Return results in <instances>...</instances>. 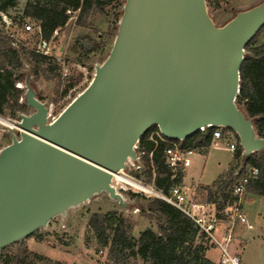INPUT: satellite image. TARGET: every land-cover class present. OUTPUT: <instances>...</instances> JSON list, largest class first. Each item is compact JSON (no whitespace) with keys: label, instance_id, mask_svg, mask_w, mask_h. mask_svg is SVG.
I'll use <instances>...</instances> for the list:
<instances>
[{"label":"water","instance_id":"obj_1","mask_svg":"<svg viewBox=\"0 0 264 264\" xmlns=\"http://www.w3.org/2000/svg\"><path fill=\"white\" fill-rule=\"evenodd\" d=\"M262 27L264 0L222 26L206 0H125L108 57L53 121L27 81L34 111L0 149V252L102 192L126 206L113 174L136 160L153 126L179 141L228 128L245 156L264 151L236 102L245 46Z\"/></svg>","mask_w":264,"mask_h":264},{"label":"rangeland","instance_id":"obj_2","mask_svg":"<svg viewBox=\"0 0 264 264\" xmlns=\"http://www.w3.org/2000/svg\"><path fill=\"white\" fill-rule=\"evenodd\" d=\"M27 0H16L15 5L10 8V15L16 17L18 22L11 30L21 40H31L30 45L35 44L33 31L24 32L23 25L27 22L35 23L30 19H24L21 26L23 8ZM124 0H117L109 6L104 13H93L86 19L85 25L77 24L76 19L69 21L64 28L58 31L55 39V47L48 62L35 65L32 60L25 58V65L22 73L27 81H31L36 90L37 98L47 105L55 106V115H59L72 100L62 101L61 89L63 85L73 83L79 85L83 82L85 72L89 82L81 85L72 94V98L78 96L85 90L92 81L97 65H101L108 57L115 36L116 24L119 25L120 12L123 11L121 4ZM208 11L218 26L224 25L234 15L242 10L251 8L259 4L262 0H206ZM20 20V21H19ZM119 20V21H118ZM256 43L264 42V29L257 35ZM94 43H99V51L90 50ZM64 59L69 66V76L63 82L61 60ZM83 68V70L81 69ZM24 81V82H27ZM25 91V90H24ZM26 93H24L25 97ZM34 109L28 105L25 114H31ZM20 114L16 117L10 116L6 111L1 119L8 120L17 125ZM232 131L231 129H228ZM11 132L19 136V131L5 123H0V147H5L11 142ZM233 140L237 143V137L232 131ZM225 142V141H224ZM223 143V141H220ZM1 148V149H2ZM137 156L138 152H137ZM232 152L224 148H213L206 156L203 151H196L185 159L186 179L184 189L183 182L179 187L184 196V206L192 211L193 204H203L205 218L212 221L216 218L221 225V232L226 231L229 226L228 216L224 211L217 212L216 205L209 201L208 191L198 182L212 184L218 176L229 166L236 165ZM240 162V167H242ZM139 166V168H138ZM228 168V169H229ZM245 168H248L246 166ZM147 169L142 156L136 160L129 159L127 167L123 170L124 175L134 178L146 185L154 186L145 170ZM227 172V171H226ZM126 206L121 205L117 199L111 198L108 193L102 192L94 195L90 200L79 204L76 207L67 209L64 215H57L52 218L46 227H42L31 235L21 239L17 244L5 249V253L11 256L19 254L21 250L27 248L29 253L26 264H144L138 256L130 255L129 251L123 254L113 253L110 247H102L96 232L89 226V221L94 214L104 215L109 212H116L122 216L126 223L131 226V234L138 239L141 232L152 228L158 230L157 220L147 211L140 209L146 207L147 202L152 197H147L142 193L131 190L122 193ZM188 201V204H187ZM243 204L240 208L249 220L254 224V228L249 230L239 222L235 223L233 234L237 238L229 246L231 253L239 256L240 264H264V199L245 194ZM207 253L210 256L214 249V259L220 257V250L213 244L212 240L204 238Z\"/></svg>","mask_w":264,"mask_h":264},{"label":"trees","instance_id":"obj_3","mask_svg":"<svg viewBox=\"0 0 264 264\" xmlns=\"http://www.w3.org/2000/svg\"><path fill=\"white\" fill-rule=\"evenodd\" d=\"M15 2L16 0H0V11L10 15V8ZM114 2L117 0H27L23 8L21 26L25 23L24 19H30L41 29V36L50 40L56 31L61 30L68 23L70 17L68 10H79L76 22L85 25L89 16L96 12L104 13ZM124 3L125 0L121 5L124 6ZM122 13L123 11L120 12L119 19ZM11 17L16 24L18 19ZM263 29L264 27L245 46V56L240 69V92L236 100L238 107L253 120L256 134L262 138H264V43H256L255 38ZM117 30L118 24L115 26V31ZM113 36L116 37V33ZM32 38L37 41L39 34H33ZM29 39L21 40L17 46H13V39L0 32V115L2 116L9 111L10 116L16 117L19 113H24L28 107L26 101L20 102L25 91L16 87L17 82L27 81L21 72L25 58L32 60L35 65L48 62L51 58L26 47L25 44L31 42ZM100 49L101 45L94 43L86 53ZM215 129L216 127L206 128L205 131H199L185 140L175 141L183 148L205 149L211 145ZM157 132L160 133L157 126L149 128L141 136L137 152H144L142 159L147 167L145 173L152 179L154 187L167 195L175 185L183 182L184 175L182 166L173 171L166 164V150L172 140L160 136ZM235 135L238 139L236 133ZM234 161L236 165L229 168L212 185L203 186L208 191L209 201L216 205L217 212L223 211L236 200L232 188L240 162L243 164L242 169L246 166L259 168V176L247 185L246 192L264 198V151L245 156L238 139ZM140 210L147 211L156 218L158 230L145 229L138 239L131 234V226L116 212L94 214L89 226L96 232L102 247H110L111 252L117 254L129 251L130 255L140 257L144 264H214L206 256L205 232L184 211L159 197L149 199L146 207ZM12 245L1 250L0 264H26L30 253L28 249L24 248L13 257L5 253V249Z\"/></svg>","mask_w":264,"mask_h":264},{"label":"built area","instance_id":"obj_4","mask_svg":"<svg viewBox=\"0 0 264 264\" xmlns=\"http://www.w3.org/2000/svg\"><path fill=\"white\" fill-rule=\"evenodd\" d=\"M70 15L69 21L76 19L79 13V10H68ZM0 32L11 37L13 39L12 45L17 46L18 42L21 41L20 38L11 30V28L16 25L14 24L13 18L6 12L0 11ZM36 27V26H35ZM24 32L33 31V34H39L38 40L35 44L30 45V43L25 44L26 47L34 51L38 54H43L49 57H54L52 55V50L55 47V39L58 36V31H56L53 37L50 40H47L41 36V29L36 27L34 29V24L31 22H27L23 25ZM61 68H62V80L65 82L67 77L69 76V66L65 62L64 59L61 60ZM83 70V68H81ZM86 82H89L87 73L85 72V77L83 78V82L79 85H71V83L67 85H63L61 89L62 101L60 104L64 103L67 100H74L76 97L72 98V94L77 90L81 85H84ZM91 83V82H90ZM16 87L25 90L26 93V82L19 81L16 83ZM80 94V93H79ZM78 94V95H79ZM25 97L22 96L20 98V102H24ZM71 101V102H72ZM49 113H48V121H53L57 116L55 115V106L53 104H49ZM60 114V113H59ZM1 123V122H0ZM207 127H202L200 131H205ZM226 128L216 127L213 131L212 135V143L215 140H219L223 137V130ZM158 133V132H157ZM160 136L161 133H158ZM164 139V138H163ZM170 146L166 150V164L173 170L176 171L178 167L182 166V163L186 156H190L194 154L196 151L202 150V148H183L180 146V143L172 140L169 142ZM211 143V144H212ZM138 147V145H137ZM230 149L236 151L237 143H231L229 145ZM2 148V147H1ZM0 148V149H1ZM144 152L138 153L139 156H143ZM137 156V158L139 157ZM139 168V166H138ZM126 180H120L116 174H113L112 185L115 187L116 191L122 195L124 191H133L142 193L147 197H159L168 203L176 206L177 208L184 211L187 215H189L195 223L203 230L206 234V237L211 239L213 244L220 250V257L218 261L214 264H240L239 256L232 254L229 250L230 243L234 239V226L236 222H239L242 225H245L247 229H253L254 224H252L245 213L240 211L242 204L244 203V196L246 194L247 185L255 180L259 176V168L255 166H248V168H238L235 172V180L232 188V193L236 197V200L233 204L228 205L224 208V213L228 216L229 226L226 228V231L221 232V225L218 223L219 221L214 218L212 221H208L205 218L204 212L199 211H190L184 206V196L179 185H175L169 192V194H164L162 191L157 190L154 186L146 185L134 178L127 177L124 175L123 171H120ZM123 196V195H122Z\"/></svg>","mask_w":264,"mask_h":264},{"label":"crops","instance_id":"obj_5","mask_svg":"<svg viewBox=\"0 0 264 264\" xmlns=\"http://www.w3.org/2000/svg\"><path fill=\"white\" fill-rule=\"evenodd\" d=\"M262 43H264V42H262ZM223 133H224V135H223V137L221 138V139H219V140H215L208 148H205V149H202L201 151H203V153L207 156L209 153H210V151H211V149H213V148H224V149H226V150H228V151H230V152H232V154H233V158H234V153H235V151H233V150H231L230 149V147H229V145L231 144V143H236V142H234V140H233V134H232V131H230V130H228V129H225V130H223ZM220 141H223V143H220ZM225 141V142H224ZM188 156H186L185 157V159L187 158ZM233 158H232V160H233ZM185 159H184V161H183V163H182V170H183V188L184 189H188V187L187 186H185V185H189V184H187L186 182H185V179H186V167H185ZM231 163H232V161H231ZM230 163V164H231ZM230 164H229V166H230ZM229 166L218 176V178L222 175V174H224L227 170H228V168H229ZM217 178V179H218ZM216 179V180H217ZM215 180V181H216ZM214 181V182H215ZM213 182V183H214ZM199 184H201V185H204V186H210V185H212V184H204V183H201V182H198ZM262 198V197H261ZM264 199V198H263ZM187 204H188V201H187ZM192 209V211L194 210V211H199V212H204V205L203 204H198V203H196V204H193V207L191 208ZM251 222V221H250ZM252 223V222H251ZM253 224V223H252ZM245 226V225H244ZM246 227V226H245ZM250 230V229H249ZM236 239L237 238H235L234 237V239H233V241H236ZM208 252H211V254H210V256L208 255V253H207V257L210 259V260H212L214 263H216L217 261H218V259H219V256H218V258H216V259H214V258H212V257H214V249L212 250V251H208ZM233 254V253H232Z\"/></svg>","mask_w":264,"mask_h":264},{"label":"bare ground","instance_id":"obj_6","mask_svg":"<svg viewBox=\"0 0 264 264\" xmlns=\"http://www.w3.org/2000/svg\"><path fill=\"white\" fill-rule=\"evenodd\" d=\"M0 122L1 123H5V124H7L8 126H10V127H13V128H15V124H13L12 122H10V121H8V120H4V119H1L0 118ZM122 173H116V176H118V178L120 179V180H126V178L123 176V175H121Z\"/></svg>","mask_w":264,"mask_h":264}]
</instances>
